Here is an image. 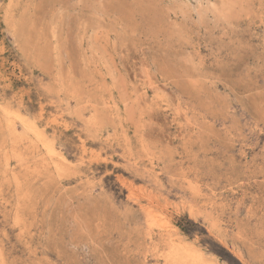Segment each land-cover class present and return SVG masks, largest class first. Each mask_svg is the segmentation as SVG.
I'll return each mask as SVG.
<instances>
[{"label":"rangeland","instance_id":"1","mask_svg":"<svg viewBox=\"0 0 264 264\" xmlns=\"http://www.w3.org/2000/svg\"><path fill=\"white\" fill-rule=\"evenodd\" d=\"M197 261L264 264V0H0V264Z\"/></svg>","mask_w":264,"mask_h":264},{"label":"bare ground","instance_id":"2","mask_svg":"<svg viewBox=\"0 0 264 264\" xmlns=\"http://www.w3.org/2000/svg\"><path fill=\"white\" fill-rule=\"evenodd\" d=\"M258 108V107H257ZM6 111V110H5ZM10 111V110H9ZM20 114V113H19ZM15 115V114H14ZM29 119V118H28ZM9 121V120H8ZM15 123V122H14ZM6 125V124H5ZM31 125H33V124H31ZM35 126V125H34ZM13 127V126H12ZM36 128V127H35ZM39 130V129H38ZM13 132V131H12ZM17 132V131H16ZM13 134V133H12ZM1 137H2V135H1ZM37 137V136H36ZM6 140V139H5ZM41 141V140H40ZM48 142V141H47ZM52 144V143H51ZM13 147V146H12ZM31 147V146H30ZM27 148V147H26ZM25 148V149H26ZM32 152V151H31ZM5 154V153H4ZM11 154V153H10ZM29 154V153H28ZM37 157V156H36ZM2 161H5V160H2ZM53 163H55V162H53ZM5 164H7V163H5ZM60 165V164H59ZM44 166V165H43ZM55 166V165H54ZM59 168V167H58ZM11 171V170H10ZM14 175V174H13ZM75 176V175H74ZM58 178V177H57ZM18 182V181H17ZM18 185V184H17ZM87 185V184H86ZM145 188V187H144ZM143 188V189H144ZM138 190H140V189H138ZM18 191V190H17ZM145 192V191H144ZM135 193V192H134ZM143 196V195H142ZM147 196V195H146ZM163 196V195H162ZM136 197V196H135ZM134 197V198H135ZM148 198H149V196H148ZM152 197H150V199H151ZM10 203V202H9ZM160 203V202H159ZM157 204H158V202H157ZM141 205V204H140ZM23 209V208H22ZM22 211V210H21ZM158 212H160V211H158ZM159 222V221H158ZM157 222V223H158ZM165 222V221H164ZM163 224H165V223H163ZM161 225V224H160ZM163 226V225H162ZM114 230V229H113ZM195 234V233H194ZM131 249V248H130ZM178 250H180L179 248H177ZM230 254V253H229ZM195 258V257H194ZM190 259V258H189ZM191 259H193V258H191ZM199 260V259H198ZM206 260V259H205ZM198 262V261H197ZM199 263V262H198ZM204 263V262H203ZM203 263H201V264H203ZM123 264V263H122ZM200 264V263H199ZM209 264H211V263H209Z\"/></svg>","mask_w":264,"mask_h":264}]
</instances>
